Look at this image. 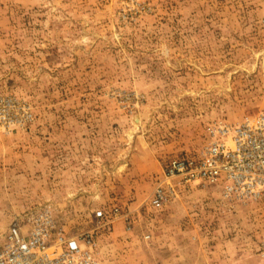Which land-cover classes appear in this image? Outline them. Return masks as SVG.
I'll return each mask as SVG.
<instances>
[{"label": "rangeland", "instance_id": "374dc122", "mask_svg": "<svg viewBox=\"0 0 264 264\" xmlns=\"http://www.w3.org/2000/svg\"><path fill=\"white\" fill-rule=\"evenodd\" d=\"M262 108L264 0H0V238L47 210L98 264H264V192L153 202Z\"/></svg>", "mask_w": 264, "mask_h": 264}, {"label": "built area", "instance_id": "2783aa9c", "mask_svg": "<svg viewBox=\"0 0 264 264\" xmlns=\"http://www.w3.org/2000/svg\"><path fill=\"white\" fill-rule=\"evenodd\" d=\"M196 158H172L162 169L154 200L165 201L179 184L208 183L228 200L247 201L264 192V108L237 124L219 121ZM119 215L111 209L109 220ZM89 237L65 236L47 210L16 218L0 238V264H98Z\"/></svg>", "mask_w": 264, "mask_h": 264}]
</instances>
